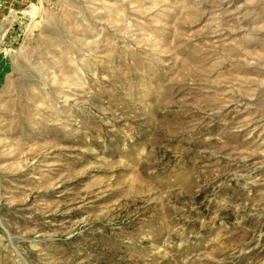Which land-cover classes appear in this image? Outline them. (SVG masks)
Segmentation results:
<instances>
[{
  "label": "rangeland",
  "instance_id": "1",
  "mask_svg": "<svg viewBox=\"0 0 264 264\" xmlns=\"http://www.w3.org/2000/svg\"><path fill=\"white\" fill-rule=\"evenodd\" d=\"M0 264H264V0H0Z\"/></svg>",
  "mask_w": 264,
  "mask_h": 264
}]
</instances>
